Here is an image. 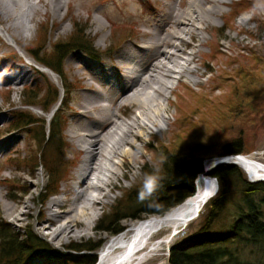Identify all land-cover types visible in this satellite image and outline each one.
Returning <instances> with one entry per match:
<instances>
[{"label":"rangeland","instance_id":"rangeland-1","mask_svg":"<svg viewBox=\"0 0 264 264\" xmlns=\"http://www.w3.org/2000/svg\"><path fill=\"white\" fill-rule=\"evenodd\" d=\"M33 1L17 0L21 8L10 5L5 12L7 15L10 11L21 15L30 13L29 5ZM180 2L187 7L190 0H71L69 5H63L58 15L40 3L34 21L13 23L11 30L15 39L8 37L5 24L0 22V55L4 59L1 79L8 77L15 66H21L30 72V77L16 89L14 84L0 83V127L11 125V130H6V133L12 135V139H8L5 144L8 147L12 141L13 146L17 145L16 149H11L12 146L0 155V191L5 195L0 194V221L6 222L12 232L23 238L32 233L47 246L45 251L33 255L24 264H68L72 256L87 253L78 251L74 245L91 239L106 240L109 234L101 230L102 219L109 218L114 213L127 212L126 209H119L122 200L124 202L128 199L129 190L146 188L149 177L155 178L153 186L156 187V179L163 170V152L166 148L171 154L177 153L180 156L195 151L197 155H204L206 161L216 158L217 155L212 154L226 141L240 136L246 150L242 154L252 155L264 164V0H230L220 4L222 12L210 17L208 30L201 31L204 42L200 44V40L195 41L202 53L198 58H201L199 66L203 74L199 75L198 82L192 80V74H185L181 79L175 74L172 79L174 90L165 101V121L163 119L160 122L164 127L163 131L154 126V133L146 135L151 149L148 150V147L146 154L135 163L131 177L124 179V189L115 191L116 197L99 209V216L91 233L67 239L64 244H59L51 235L40 230L37 224L40 209L62 191L65 182L61 179L58 181L59 192L49 194L46 190L49 180L52 182V178L48 179L49 168L42 163L33 167L39 162L41 136L33 138L30 133L14 128L18 120L17 114L25 112L30 116L28 119L32 117L36 120V125H41L45 120L46 134L54 116L53 111L60 109L59 120L63 127V147L60 150L65 157L64 161L66 160V171L70 170L73 166L70 164L71 160H75L76 156L72 149L71 143L74 141L71 140L69 129L75 117L73 109L83 98L85 89L81 87L82 80L79 77L88 79L94 74L102 79L103 68H111L113 60L116 61L117 55L120 54L118 47H124L132 41L143 44L149 38L146 32L159 28L169 15L170 6ZM148 3H152L153 7L150 8ZM209 5L211 4H205L206 7ZM243 16L249 17V21L241 23ZM79 27H86L85 41H90L92 47L97 52L100 51L103 58L101 61H96L82 49H74L66 56L60 69L52 68L55 69L58 80L40 67L28 65L29 57L43 65V59L48 60L54 52H58L54 48L55 44L71 40L73 35L80 33ZM34 48H38L39 53H34ZM27 52H33V57ZM9 56L15 60L13 70L8 68ZM101 66L102 68H98ZM108 71L115 76L113 70L107 69L106 72ZM28 90H34L36 96L30 98L26 94ZM28 100L34 102L25 106ZM193 107L200 110L191 112ZM125 109L127 110H122V114L128 119L133 115L135 107L126 106ZM194 121L200 126L189 128V124ZM195 145H203V150H195ZM236 165L248 177L246 171ZM34 182L36 184H33ZM217 182L218 190L203 207L200 215L179 233L169 246L164 245L157 249L155 259L145 264H169L173 245H186L199 236L210 237V233L200 230L209 221V203L220 190L218 179ZM28 196L33 197L32 204L35 207L32 213L23 214L22 221L13 220L5 211L4 202L18 206L21 200ZM233 210L235 211L233 207L221 210L218 223L214 224L212 231L226 228ZM151 215L154 214H142L140 218ZM131 219L134 218L126 217L119 220V223L127 225Z\"/></svg>","mask_w":264,"mask_h":264},{"label":"bare ground","instance_id":"bare-ground-1","mask_svg":"<svg viewBox=\"0 0 264 264\" xmlns=\"http://www.w3.org/2000/svg\"><path fill=\"white\" fill-rule=\"evenodd\" d=\"M229 1L190 0L187 7L182 2L172 4L161 26L146 32L149 38L143 44L132 41L117 48L120 54L116 61L113 60L111 68H103L102 79L94 74L88 79L79 77L82 80L80 85L85 89L83 98L73 109L75 117L69 129L76 156L70 163L74 169H67L61 178L65 182L62 191L40 209L37 224L41 231L51 235L59 244L91 233L99 209L116 197L115 191L124 189V179L131 177L135 163L146 154L148 147V150L151 149L146 135L154 133V126L163 131L160 122L163 119L165 121V101L174 90L172 79L175 74L179 79L185 74H192L194 82H198L199 75L203 74L199 66L201 58H198L202 53L195 41L200 40V44L204 42L201 31L208 30L210 17L222 12L220 4ZM70 2L34 0L29 5L30 13L21 15L9 12L8 8L7 15L5 11L10 5L17 8L21 6L17 0H0V22L5 24L8 37L13 38V23L34 21L40 3L58 15L63 5H69ZM205 4L211 5L206 7ZM149 6L152 8V3ZM241 21L246 23L249 17L243 16ZM99 52L91 55L98 62L103 59ZM27 53L33 57V52ZM29 58L28 65L40 67L58 80L55 70ZM3 60L0 55V75ZM8 60V68L13 70L15 60L10 56ZM15 67L8 77H0V83L14 84L16 89L30 77V72L21 66ZM107 69L113 70L115 76L109 71L107 73ZM126 106L135 107L133 115L128 119L122 114V110H127ZM199 110L193 107L191 112ZM10 126L0 127V155L13 146L12 141L8 147L5 144L8 139H12V135L6 133V130H11ZM16 148L17 145H14L11 149ZM231 160L253 177L264 179V164L252 155L242 154ZM214 161L215 158L205 161L204 171L197 177L196 190L191 196L161 215L130 222L123 236L109 240L100 249L95 264H145L153 261L155 251L164 245L169 246L200 215L203 207L215 195L218 182L210 174ZM56 192H59L58 189ZM0 194L5 196L1 191ZM32 200L33 197L28 196L18 206L10 202H4L3 205L13 220L22 221V215H30L35 207Z\"/></svg>","mask_w":264,"mask_h":264},{"label":"trees","instance_id":"trees-1","mask_svg":"<svg viewBox=\"0 0 264 264\" xmlns=\"http://www.w3.org/2000/svg\"><path fill=\"white\" fill-rule=\"evenodd\" d=\"M85 29L86 27H79L80 33L73 35L71 40L55 44L54 48L58 52H54V56L52 54L48 60L43 59L44 64L60 69L66 56L74 49H82L94 55L96 50L91 42L85 41ZM34 53H39V49L34 48ZM65 89L68 90L66 87ZM33 91L28 90L26 94L32 98L36 96ZM32 102L34 101L28 100L24 105H32ZM59 111L60 109L54 113L49 132L46 134L45 120L41 125H36V120L32 117L28 119L30 116L25 112L17 114V122L20 123L14 124V128H23L33 138L41 136L39 162L33 167L42 163L49 168L48 179L52 178V182L49 180V185L46 187L49 194L57 191L62 173H65L67 167L66 160L63 159L65 157L60 150L63 147L61 138L63 127L59 120ZM190 126L200 125L194 121L189 124V128ZM198 146L195 145L194 149L198 148V151H202L203 145ZM244 151L246 150L239 136L226 141L212 155L242 154ZM194 152L180 156L177 153L171 154L166 148L163 152L165 154L163 170L156 179V187L129 190L128 199L124 202L122 200L119 206L121 211L126 209L127 212L114 213L113 217L103 218L101 230L109 233L119 232L123 229L119 220L126 217L139 218L142 214H163L191 196L196 190L197 177L204 171L205 162L204 155H197ZM210 174L217 177L221 186L218 194L209 203V221L200 230L210 233V237L199 236L186 245H173L169 254V264H264V180L249 181L243 170L231 163L217 166ZM231 207L235 211L233 210L226 228L212 231L214 224L218 223L219 212ZM211 221L212 225H210ZM101 242L102 240L91 239L74 245L73 247L78 251H87V253L72 256L68 264H94L96 261L94 251ZM45 249H47L45 242L34 237L32 233L23 238L18 233L12 232L6 222L0 221V264H24L33 255Z\"/></svg>","mask_w":264,"mask_h":264},{"label":"water","instance_id":"water-1","mask_svg":"<svg viewBox=\"0 0 264 264\" xmlns=\"http://www.w3.org/2000/svg\"><path fill=\"white\" fill-rule=\"evenodd\" d=\"M242 154H228V155H223V156H218L215 158L214 163L212 164L211 170H213L214 168H216L217 166L221 165V164H237L236 162L232 161V158H235L237 156H241ZM216 178V177H215ZM217 179V178H216ZM218 190V188H217Z\"/></svg>","mask_w":264,"mask_h":264},{"label":"clouds","instance_id":"clouds-1","mask_svg":"<svg viewBox=\"0 0 264 264\" xmlns=\"http://www.w3.org/2000/svg\"><path fill=\"white\" fill-rule=\"evenodd\" d=\"M155 178L149 177L148 180L146 181V188L151 189L154 185Z\"/></svg>","mask_w":264,"mask_h":264}]
</instances>
